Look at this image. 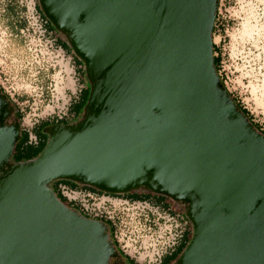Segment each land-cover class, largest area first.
Here are the masks:
<instances>
[{"label":"water","instance_id":"obj_1","mask_svg":"<svg viewBox=\"0 0 264 264\" xmlns=\"http://www.w3.org/2000/svg\"><path fill=\"white\" fill-rule=\"evenodd\" d=\"M81 60V119L44 128L34 158L0 89V264H110L108 225L49 183L145 190L182 205L191 237L172 264H264V134L216 70L218 0H38Z\"/></svg>","mask_w":264,"mask_h":264},{"label":"rangeland","instance_id":"obj_2","mask_svg":"<svg viewBox=\"0 0 264 264\" xmlns=\"http://www.w3.org/2000/svg\"><path fill=\"white\" fill-rule=\"evenodd\" d=\"M10 3L0 0V86L15 104L21 128L30 130L43 120L66 116L80 88L90 83L85 70L76 69L71 48L63 56L42 36L29 11L26 17L22 11L11 17ZM213 43L224 86L264 128V0H218ZM85 104L68 123L81 119ZM50 125L40 130L46 141L44 128Z\"/></svg>","mask_w":264,"mask_h":264},{"label":"built area","instance_id":"obj_3","mask_svg":"<svg viewBox=\"0 0 264 264\" xmlns=\"http://www.w3.org/2000/svg\"><path fill=\"white\" fill-rule=\"evenodd\" d=\"M9 1L10 4L15 3L24 8L20 10L24 12V16L25 12L29 11L39 24L42 36L48 39L52 46H57L65 56V50L57 44V34L46 29L47 21L37 8V0ZM68 114L59 115L50 122H63V117L69 122L74 116ZM33 128L34 126L30 130L21 129L28 131L29 142L35 144L38 138ZM56 190L69 201H73V206L85 217L105 221L118 251L140 264L161 263L165 255L174 252L190 227V222L180 205L181 208H178L172 204H158L149 199L134 200L122 194L96 192L80 186L71 188L63 182L57 184Z\"/></svg>","mask_w":264,"mask_h":264},{"label":"trees","instance_id":"obj_4","mask_svg":"<svg viewBox=\"0 0 264 264\" xmlns=\"http://www.w3.org/2000/svg\"><path fill=\"white\" fill-rule=\"evenodd\" d=\"M36 4H37L38 10L40 11L42 16L47 21L46 24H45L46 29L50 30V31H54L57 34V44L59 46H61L65 51H67L68 50L67 48H70V47H68L69 45H68L66 39H61V37H60L61 33L59 34V32L57 30H55V28L51 25L49 20L45 17L43 12L39 8L40 6L38 4V0H37ZM21 9H24V8H21L18 4L12 3V4H10L8 6V14H10L11 17H12V15H14V14L17 15V13ZM216 24H217V12H216V19H215V23H214V27H213V34L215 32ZM20 27H22V25H20ZM215 52H216V45L213 43V53H215ZM73 57H74L75 62H78V65H79V67L77 68L78 71H80V68H81L82 72H84V69H82V67L84 68V66H83V63L81 62V60L79 58H77V56H75L74 53H73ZM214 62H215L216 70L218 72V70H219L218 66H219V63H220V56L219 55H214ZM221 81H222V83L224 82L223 78L221 79ZM0 89L3 92V89L1 88V86H0ZM89 90H90L89 86H84V87L81 88V90L79 92V95H78V99L74 100V101H72L70 103V106H69V109H68L69 114H72L73 116L79 114V112L81 111L82 106L87 101V98H88V95H89ZM232 97L237 102V104L240 107V109L247 115V117L250 119V121L253 123V125L256 127V129H258L260 132H262L264 134L263 126L261 124H259L258 122L254 121L253 115L241 104V102L239 100H237L233 95H232ZM9 100H10V98H9ZM10 102H11V104L14 107L13 117L18 119L19 122H21V117H19V115L17 113L15 104L11 100H10ZM66 120H67V118H65V117L61 118V121H63V122H67ZM49 123H51V122H49L48 120H43V121L39 122V124L36 127L33 128V131H34L36 137L38 138V141L35 144L32 143V142H29V140H28V137H29L28 131L21 129V137L17 141V143L15 144L12 156L18 161H25V160H29V159H32V158L36 157L41 152V150L44 148V146H45V144L47 142L46 138L44 139L43 135L40 134V130H41V128H43L45 125H47ZM18 161H15V162H18ZM59 182L66 183L71 188H75L77 186H83L86 189L93 190V191H96V192H101L100 190H98V189H96L94 187H91V186H88V185L78 184V183H76L74 181H71V180L58 179V180L52 181L50 186L53 189L54 193L68 207L73 206V201H69L65 196H62L59 192H57L56 186H57V184ZM149 193H150L149 191H145L144 190V192H142V193H140V192L137 193L136 191H131V192H128V193H124L122 195H125V196H127V197H129L131 199H134V200H146V199H148ZM158 197L159 198L154 201L155 203L162 204V205H167V204H164V203L160 202L161 198H163V195H158ZM71 208H73L74 210H77V208L74 207V206L71 207ZM79 213L81 214V212H79ZM103 222H105V221H103ZM190 237H191V225L189 227V230L185 233L184 237L181 239L180 243L178 244V246L174 250V252L171 253V254L165 255L162 258L161 263H159V264H170L171 262H173L179 256L178 254L182 252L181 251L182 248L184 247L186 241L187 240L189 241ZM120 253L123 254L122 252H120ZM124 256L125 257H129L127 255H124ZM131 263L132 264H140V263L134 261L133 259H131Z\"/></svg>","mask_w":264,"mask_h":264},{"label":"flooded vegetation","instance_id":"obj_5","mask_svg":"<svg viewBox=\"0 0 264 264\" xmlns=\"http://www.w3.org/2000/svg\"><path fill=\"white\" fill-rule=\"evenodd\" d=\"M66 123H68V122H51L49 124L53 125V124H66ZM80 187H83V186H80ZM136 192L137 193L138 192L142 193V192H144V190H136ZM158 198H159L158 194H155V193H152V192L149 193V196H148L149 200L154 202ZM160 202H162L164 204H172L173 206L178 207V208L180 207V206H178L179 203L174 202L170 198L165 197V196H163V198H161ZM70 207H73V206H70ZM110 239H111V237H110ZM119 254H120V257L117 258V259L116 258L111 259L110 264H132L131 263V257H125L124 254H121L120 252H119Z\"/></svg>","mask_w":264,"mask_h":264},{"label":"crops","instance_id":"obj_6","mask_svg":"<svg viewBox=\"0 0 264 264\" xmlns=\"http://www.w3.org/2000/svg\"><path fill=\"white\" fill-rule=\"evenodd\" d=\"M68 49V48H67ZM66 49V50H67ZM69 50H67V52H68ZM73 55V54H72ZM72 58H73V61H74V63H75V65H77L76 66V69L79 67V65H78V62H75V60H74V57L72 56ZM78 70V69H77ZM43 138L45 139L46 137L43 135Z\"/></svg>","mask_w":264,"mask_h":264}]
</instances>
